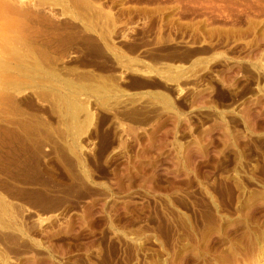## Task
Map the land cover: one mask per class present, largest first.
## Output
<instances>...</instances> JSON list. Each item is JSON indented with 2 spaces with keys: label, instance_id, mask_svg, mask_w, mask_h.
<instances>
[{
  "label": "rangeland",
  "instance_id": "obj_1",
  "mask_svg": "<svg viewBox=\"0 0 264 264\" xmlns=\"http://www.w3.org/2000/svg\"><path fill=\"white\" fill-rule=\"evenodd\" d=\"M0 264H264V0H0Z\"/></svg>",
  "mask_w": 264,
  "mask_h": 264
}]
</instances>
